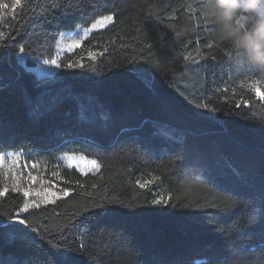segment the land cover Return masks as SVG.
I'll return each mask as SVG.
<instances>
[{"label": "trees", "instance_id": "16d2710c", "mask_svg": "<svg viewBox=\"0 0 264 264\" xmlns=\"http://www.w3.org/2000/svg\"><path fill=\"white\" fill-rule=\"evenodd\" d=\"M51 2L35 0L37 15L23 7L0 20L15 37L0 45V152L36 166L35 183L21 178L20 187L40 193L24 212L31 199L0 175V189H9L0 197V264H56L48 241L75 264H264V124L236 107L252 93L207 46L215 25L197 24L183 0H60L62 11ZM105 15L113 23L61 57L42 82L32 70L37 59L55 55L62 33ZM65 154L100 169L63 166ZM105 189L118 198L106 207L117 210L84 212ZM49 190L61 193L55 203L45 202ZM197 192L195 203L220 208L192 206ZM161 197L166 202L152 203ZM17 214L40 231L15 222Z\"/></svg>", "mask_w": 264, "mask_h": 264}, {"label": "clouds", "instance_id": "9594fccd", "mask_svg": "<svg viewBox=\"0 0 264 264\" xmlns=\"http://www.w3.org/2000/svg\"><path fill=\"white\" fill-rule=\"evenodd\" d=\"M193 20L215 25L210 38L232 65L237 83L250 91L246 119L264 124V99L257 98L251 81L264 85V0H183Z\"/></svg>", "mask_w": 264, "mask_h": 264}, {"label": "snow or ice", "instance_id": "6c2138e0", "mask_svg": "<svg viewBox=\"0 0 264 264\" xmlns=\"http://www.w3.org/2000/svg\"><path fill=\"white\" fill-rule=\"evenodd\" d=\"M35 0H13V3L11 5L7 4V3H3L2 0H0V9H8L9 11L4 13V12H0V20H2V17L4 15H8L9 18H14L16 11L20 8L23 7H30L31 9V15H37L36 13V9H35ZM51 9H61V3L60 0H52L51 4H50ZM62 11V9H61ZM114 16L113 15H105L103 16L101 19H98L95 21V23H93L91 25L90 28H87L84 30L83 35H87L89 32L96 30L98 28H103L105 27L107 24H110L113 22ZM171 27V25H170ZM4 25L0 24V45H6L8 42V39H12L14 40L15 37L10 35V34H6L5 31L3 30ZM79 34V30L78 33ZM62 36L64 35L63 33L61 34ZM80 44V41H75L73 43V45L70 46V49H74L75 46H78ZM208 47H212L210 44L207 45ZM24 47L21 46L19 48V52L20 53H24ZM199 51V50H198ZM91 55V54H90ZM92 58L95 59V56L92 55ZM191 58V54H187L184 56L185 60H189ZM21 59H23V57H21ZM198 62V61H197ZM43 63L48 65H55V67L59 68L61 65L59 63H57V61L55 59H45L43 60ZM65 67H83L84 65L81 64H66L64 65ZM139 69H133V71H138ZM180 75H183V73H181ZM240 87H242L243 85H239ZM250 88L253 92H255V94L257 95V98L260 99H264V91H262L261 89V84L258 81H251L250 82ZM223 91H228L227 88L223 89ZM232 94L233 96H235L236 94V89L233 88L232 89ZM224 100H227L228 97L225 96L223 98ZM241 104H243L245 107L249 106V102L245 99H243V97H241L240 100L236 101V107H240ZM201 107L204 108H208L209 105L208 104H204L201 105ZM7 158V160L9 161L8 164L5 163V159ZM21 164H23V169L26 170L29 165L27 164L26 161L22 160V157L19 154L16 153H2L0 152V175L3 176V178L6 180L8 178V174L11 172L12 174V179H13V187H12V191L13 192H22L24 197H29L33 194L35 195H40L39 192H35L33 193L32 191H29V189L27 188H22L20 187V180L21 178L24 177V171L21 170ZM77 167H79V165H76ZM91 166L92 168L98 170L99 169V165L95 162L92 161L91 162ZM32 168H35V165L31 166ZM13 169L19 170V175H17V172L14 171ZM81 173H84L83 169H80ZM55 175V174H53ZM27 179H29L32 183H35V181L38 179L37 176L33 175L31 172H28L27 174ZM157 180H159V177H153L152 180L149 181H145L143 184H140L139 181H137L138 184H140L141 188L147 187L148 184L150 183H154ZM53 187H55V184H53ZM93 187H95V185H93ZM9 189L8 187H3L2 189H0V197H4L7 195ZM70 194V190L69 189H63L62 190V195L64 197H67ZM199 193H194L193 194V199L190 200V204H192V206L195 207H213V208H220V204L217 203H212L211 201H206L205 203H201V204H197L195 203V199L198 197ZM61 193H58L56 191H48V194L44 197L45 202L46 203H55V198H60ZM168 198H171V193H169ZM118 202V198L115 196H109L107 194V189L104 190V194L99 195L96 199H94L91 204L87 207H85L83 209L84 212H89L90 209H100V212L95 213V215L99 216V215H106L110 212H114L117 209L112 208V207H106L107 205H111L113 203ZM165 198L161 197L160 199H154L152 201V203L154 204H160V203H164ZM33 205L32 204H28L25 203L23 206V211L27 212ZM38 207V205H37ZM82 213H77L76 215H81ZM251 215L254 217L256 215V210L253 208L251 211ZM12 219L16 222H18L21 225H24L26 228L31 229L33 232H38L40 231V229H35V228H31V224H29V222L25 219H20L19 214L14 215L12 217ZM260 224L261 226H264V204H262V210L260 212ZM61 237L63 236V232L60 233ZM48 244L51 245L50 251L51 249H57V251L52 252V255L56 261V264H75V261L72 258V254L65 250V249H60L58 244H53L52 241H48Z\"/></svg>", "mask_w": 264, "mask_h": 264}, {"label": "rangeland", "instance_id": "374dc122", "mask_svg": "<svg viewBox=\"0 0 264 264\" xmlns=\"http://www.w3.org/2000/svg\"><path fill=\"white\" fill-rule=\"evenodd\" d=\"M101 18H99V19H101ZM112 23L107 24L103 28H98L96 30H93V31L89 32L86 36L83 35V32H84L85 29L90 28L92 24L90 26L78 27L75 30L67 31L62 36V38L60 39L55 55L53 57H51V58H38L37 59L38 63H37V65L35 67L32 68V70L36 74H38V76L42 80V82H48V81L52 80L53 76L55 75L56 71L59 68H57V67H55V65H51V64L46 65V64L43 63V60H45V59H55L57 61V63L60 64L61 57H63L64 55H66L68 53L73 52L76 48H78L81 45L83 39H85L91 33L95 32V31H99V30L107 28ZM78 30H79V34H77ZM75 41H80V44L78 46H75L74 49H70V46L73 45V43ZM22 57H23V61H24L25 60L24 54L22 55ZM165 131L168 134H170V135L177 136L176 131H174L173 129H170V128L166 127ZM2 153H15V152H2ZM16 154H19V153H16ZM19 155L22 157L23 161H26L24 155H21V154H19ZM92 161H95V160H92L90 158H87V157L82 156V155H77V154H65V155L60 157V163L63 166H68V167H71V168H77L79 170L83 169L84 173L97 172L100 169V166H99L98 170L92 168V166H91V162ZM95 162L99 165V163L97 161H95ZM5 163L6 164L9 163L7 158L5 159ZM76 165H79V167H77ZM13 170L17 172V175H19V170H16V169H13ZM21 170L24 171L23 179L29 180V179H27V174H28V172L32 173L31 167L29 166L26 170H24L23 169V164H21ZM8 175L12 176L11 172ZM0 178H1V176H0ZM37 196L38 195H35V194L29 196V198L31 199L29 204L33 205L35 203H38V202L35 201V198H37Z\"/></svg>", "mask_w": 264, "mask_h": 264}]
</instances>
